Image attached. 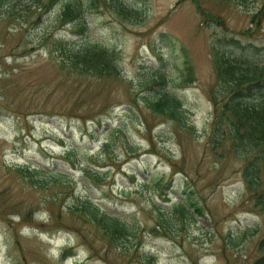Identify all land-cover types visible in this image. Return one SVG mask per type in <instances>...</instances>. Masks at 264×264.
I'll list each match as a JSON object with an SVG mask.
<instances>
[{"label": "rangeland", "instance_id": "1", "mask_svg": "<svg viewBox=\"0 0 264 264\" xmlns=\"http://www.w3.org/2000/svg\"><path fill=\"white\" fill-rule=\"evenodd\" d=\"M64 1L0 0V264H253L264 215L228 142L218 156L209 148L208 89L214 37L263 47L264 0H197L221 26L190 0H81L94 3L82 32L60 21ZM83 43L111 50L119 75L67 74L62 47ZM162 88L180 99L181 120L146 107ZM32 167L65 176L42 185ZM183 191L197 208L189 218L172 212ZM86 198L128 226L125 242L70 211Z\"/></svg>", "mask_w": 264, "mask_h": 264}, {"label": "trees", "instance_id": "2", "mask_svg": "<svg viewBox=\"0 0 264 264\" xmlns=\"http://www.w3.org/2000/svg\"><path fill=\"white\" fill-rule=\"evenodd\" d=\"M46 1L45 8L48 9L51 2L56 0ZM190 1L201 18L210 19L216 25L221 26L218 21L220 18L217 15L203 10L197 0ZM227 1L235 5H246L255 0ZM89 4L94 6L93 1ZM89 4L83 3L81 0H65L57 8L60 21L62 23L67 21L66 23L69 22L72 28H79L78 32H82L86 24L83 17L84 7L90 8ZM254 13H261V7L255 9ZM87 44L83 43L78 48L67 50L62 47L63 52L65 51L67 55L64 53L65 58L61 59L59 66H62L66 73L74 78L86 75L97 77L100 74L101 76H118L119 69L114 53L97 44ZM248 47L252 50L247 53L245 49ZM262 49H264V44L263 47L258 48L247 41L243 42L236 37L226 35L216 36L210 41L214 82L208 89L212 105L208 145L210 150H214L217 155L216 149L219 150L224 142H228L233 155L242 162L240 176L245 190L253 199L254 207L264 215V185L262 181V173H264V64L258 62L259 58L264 59V55H261L264 53ZM154 75L156 80L164 82L162 73L157 72ZM148 81L150 82V80ZM181 82L185 83L186 81L182 80ZM143 99L146 107L153 113L169 119L181 120L180 99L171 91L163 88L154 89L148 95H144ZM95 123L99 125V120H95ZM110 143V141H104L100 145L102 151L108 153ZM128 149L130 150V148ZM71 152L72 149L63 151L65 156L71 155ZM27 164L28 167L31 165ZM31 172L39 174L40 178L34 181L42 185L46 184L43 180L44 176H65L62 173L48 172L34 167L27 171L28 174ZM88 175L94 180L99 177L97 172H88ZM130 175L132 178L136 176V173L130 171ZM182 194L184 201L176 203L172 212L179 214L181 218H189L190 211H197V208L191 202L188 192L183 191ZM69 209L72 212L85 215L94 224L101 225L105 232L104 235L110 241L116 239L125 242L126 236L130 232L128 226L118 217L100 211L89 198L80 201L79 207L73 205ZM0 217L7 220L3 208L0 209ZM169 219L170 217L163 218L164 228H167L170 223ZM69 250L67 249L66 253ZM257 250L260 255L253 261V264H264V237L259 240Z\"/></svg>", "mask_w": 264, "mask_h": 264}]
</instances>
